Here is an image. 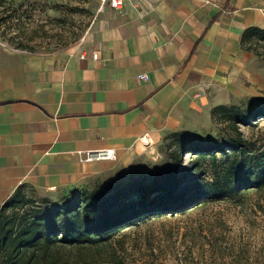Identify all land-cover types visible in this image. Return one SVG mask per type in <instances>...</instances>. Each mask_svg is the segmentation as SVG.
<instances>
[{
    "label": "crops",
    "instance_id": "crops-1",
    "mask_svg": "<svg viewBox=\"0 0 264 264\" xmlns=\"http://www.w3.org/2000/svg\"><path fill=\"white\" fill-rule=\"evenodd\" d=\"M252 26L264 27V0H123L70 50L0 45V207L20 185L56 197L102 177L144 133L157 143L206 95L254 77L241 40ZM105 148L115 160H84Z\"/></svg>",
    "mask_w": 264,
    "mask_h": 264
},
{
    "label": "rangeland",
    "instance_id": "rangeland-1",
    "mask_svg": "<svg viewBox=\"0 0 264 264\" xmlns=\"http://www.w3.org/2000/svg\"><path fill=\"white\" fill-rule=\"evenodd\" d=\"M98 5V0H0V45L41 53L75 48L94 22ZM246 45L252 53L254 77L244 73L231 81L228 90L206 95V102L187 112L177 130L153 145H139L136 156L115 163L85 186L94 188L110 179L149 180L156 169L174 165L183 141L206 143L232 137L233 115L264 107V38L255 34ZM236 125L245 146L255 153L264 151V116ZM230 158L217 154L214 163L199 160L194 171L200 184L224 175ZM194 162L193 154L182 153L179 171H191ZM242 177L237 174L235 181ZM262 239L264 179L255 188L196 202L182 213L143 218L120 229L106 243L61 249L57 264H264Z\"/></svg>",
    "mask_w": 264,
    "mask_h": 264
},
{
    "label": "trees",
    "instance_id": "trees-1",
    "mask_svg": "<svg viewBox=\"0 0 264 264\" xmlns=\"http://www.w3.org/2000/svg\"><path fill=\"white\" fill-rule=\"evenodd\" d=\"M255 34L264 38V27L246 28L241 40L246 42ZM220 109L231 112L226 107ZM262 116L264 107L233 115L229 124L234 135L226 141L185 139L174 165L156 169L149 180L110 179L94 188L73 187L56 197L34 196L25 186H18L0 207V264H57L61 249L103 244L143 218L182 213L196 202L255 188L264 179V151L255 153L245 146L236 124ZM182 153L195 156L191 171H179ZM217 154L232 157L224 175L214 176L202 186L194 170L199 160L214 163ZM237 174L243 177L235 181Z\"/></svg>",
    "mask_w": 264,
    "mask_h": 264
},
{
    "label": "built area",
    "instance_id": "built-area-1",
    "mask_svg": "<svg viewBox=\"0 0 264 264\" xmlns=\"http://www.w3.org/2000/svg\"><path fill=\"white\" fill-rule=\"evenodd\" d=\"M98 12H105L108 13L110 10H121L123 7V0H98ZM93 58H97V53H93ZM138 78L142 80H146L148 78L146 73H141L138 75ZM142 137L139 138V141L142 140V144L144 146L149 145L150 142L143 141V138H149L146 133L141 135ZM84 160L85 161H92V160H115L116 154L113 148H105L100 149L98 151H88L85 153Z\"/></svg>",
    "mask_w": 264,
    "mask_h": 264
}]
</instances>
